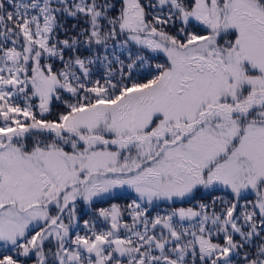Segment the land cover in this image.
Returning a JSON list of instances; mask_svg holds the SVG:
<instances>
[{
    "label": "snow or ice",
    "instance_id": "1",
    "mask_svg": "<svg viewBox=\"0 0 264 264\" xmlns=\"http://www.w3.org/2000/svg\"><path fill=\"white\" fill-rule=\"evenodd\" d=\"M0 264H264V0H0Z\"/></svg>",
    "mask_w": 264,
    "mask_h": 264
}]
</instances>
